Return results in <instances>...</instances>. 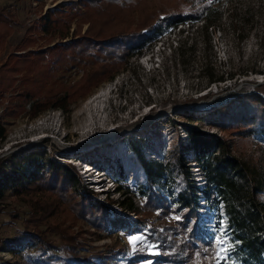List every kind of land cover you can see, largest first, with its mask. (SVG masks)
I'll list each match as a JSON object with an SVG mask.
<instances>
[{"label":"trees","instance_id":"1","mask_svg":"<svg viewBox=\"0 0 264 264\" xmlns=\"http://www.w3.org/2000/svg\"><path fill=\"white\" fill-rule=\"evenodd\" d=\"M184 3V0H78L48 8L26 28L17 42L8 45L10 51L0 58V103L3 101L1 90H15L0 114V140L6 134L5 118L24 111L34 116L47 105L68 109L70 102L108 76L110 64L140 52L168 26L188 19H201L204 7L208 6L200 11H185ZM13 9L12 3L0 5V49L13 31L12 23L16 22ZM136 12L137 23H134ZM74 19L78 29L68 36ZM83 21L88 22V27L78 33ZM55 30L61 37L56 42L43 48L32 47L40 33ZM88 64L92 67L83 73L77 84L63 79L74 66ZM206 109L205 113L185 111L182 114L184 120L180 124L187 133L188 144L178 141L171 160L149 156L144 147L146 137L130 136L128 157L138 167L142 181L132 189L122 191L120 207L136 212L132 199L135 193L143 197V211H158L163 216L172 213L180 219L153 224L144 216L147 226L143 227L124 215L125 229L141 230L145 237L143 241L151 242L158 254H150L145 246L137 247L131 253L123 248L114 251L106 246L93 253L99 264H113L117 254L123 251L121 264H133L144 257L152 264H214L216 247L212 246L211 232L201 224L198 192L205 196L208 205L223 202L234 241L233 250L239 261L264 264V201L258 197L264 190V169L256 170L232 153L223 134L202 127L204 122L223 130L252 135L264 144V87L257 85L251 90L235 92L225 102ZM188 147L203 170V186L189 174L190 164L184 154ZM123 166L119 162L120 173ZM171 182L177 186L174 193L169 188ZM162 187L166 188L165 192ZM91 193H94L93 189L81 183L75 164L50 158L45 145L0 156V200L10 194L29 201L26 222L8 240L15 250L14 243L20 245L22 239L27 238L31 242L29 248L33 247L39 262L67 264L65 258H53L47 253L55 248L65 253H78L76 236L65 229L69 223L67 210L72 213V218L83 214L97 228L110 227L108 217L116 210ZM54 196L60 199L57 205L48 204L44 208L49 221L37 222V215L42 214L38 208L44 197ZM54 208L60 214L64 212L56 221L52 220ZM41 224L45 228H41ZM53 233L60 235L61 248L49 239L48 235ZM1 242L2 239L0 247Z\"/></svg>","mask_w":264,"mask_h":264},{"label":"rangeland","instance_id":"2","mask_svg":"<svg viewBox=\"0 0 264 264\" xmlns=\"http://www.w3.org/2000/svg\"><path fill=\"white\" fill-rule=\"evenodd\" d=\"M67 1L78 0H0V5L12 3L16 16V22L12 23L13 31L5 38V46L0 49V58L6 56L10 51L8 45L17 42L40 14L52 6L61 7ZM184 2L185 11H200L205 5L209 7H204L201 19H188L168 26L140 52L110 64L108 76L70 102L68 109L47 105L34 116L24 111L5 118L6 134L0 140V156L45 145L50 158L74 163L81 183L93 189L91 195L116 210L108 217L109 228H97L83 214L72 218V213L67 210L69 223L65 229L76 236L78 253H65L55 248L47 251L53 258H65L67 264H99L93 253L106 246L114 251L119 247L131 253L133 248L127 237L144 234L139 229H125L123 218L126 214L131 221L135 220L143 227L147 226L144 216L153 224L173 222L176 216L172 213L163 216L158 211H143V197L135 193L132 199L138 213L120 207L119 200L124 196L122 191L132 189L142 181L138 167L128 157L130 136L146 137L144 147L149 156L171 160L178 141L188 144L187 133L180 124L185 111L205 113L207 107L225 102L235 92L251 90L257 85L264 87V0ZM137 15L136 12L134 23H137ZM75 22L76 19L68 36L78 29ZM87 27L88 22L83 21L77 32L82 33ZM59 38L57 30L40 33L32 47L43 48ZM91 67L89 64L74 66L63 79L67 83L77 84ZM259 78H263L262 81H258ZM1 92L3 101L0 107L15 90L9 88ZM202 127L223 134L232 153L256 170L264 169V144L261 141L252 135L223 130L204 122ZM188 148L184 154L190 164L189 174L197 184L203 186V170L194 160L191 147ZM119 162L124 165L122 173ZM172 184L169 183V188L174 193L177 186ZM161 189L165 192L166 188ZM198 195L203 228L211 232L214 238L213 230L223 220L227 240L231 244V250L227 253H218V249H215L217 257L214 264H243L233 250L234 241L223 202L208 205L205 196L200 192ZM258 197L264 201V190L258 193ZM59 200L57 196L44 197L41 208H38L42 214L37 215V222L46 219V206H56ZM27 203L28 198L24 201L10 194L0 200V239L3 240L0 264H46L37 261L38 256L33 247L29 248L31 242L27 238L24 237L20 245L14 243L17 247L15 250L8 240L26 222L29 211ZM53 212V221L64 214H60L57 208ZM40 227L45 228V225L41 224ZM48 236L56 241V247L61 248L59 234ZM141 246H145L149 252L157 250L151 242L142 241L137 247ZM122 253L117 254L113 264L124 261ZM133 264L152 263L144 257Z\"/></svg>","mask_w":264,"mask_h":264},{"label":"snow or ice","instance_id":"3","mask_svg":"<svg viewBox=\"0 0 264 264\" xmlns=\"http://www.w3.org/2000/svg\"><path fill=\"white\" fill-rule=\"evenodd\" d=\"M174 219H180V217H174ZM213 231H214V240L212 246L218 249V253L219 252L227 253L228 251H230L231 244L227 240V228L225 226L224 221L221 220ZM127 239L129 244L132 246L133 250L135 251L137 245L140 242H142L145 239V237L143 235H129ZM150 254L155 255L158 253L150 251ZM221 259H227V257H221Z\"/></svg>","mask_w":264,"mask_h":264},{"label":"built area","instance_id":"4","mask_svg":"<svg viewBox=\"0 0 264 264\" xmlns=\"http://www.w3.org/2000/svg\"><path fill=\"white\" fill-rule=\"evenodd\" d=\"M2 109H3V106H2V107H0V114L2 113Z\"/></svg>","mask_w":264,"mask_h":264},{"label":"water","instance_id":"5","mask_svg":"<svg viewBox=\"0 0 264 264\" xmlns=\"http://www.w3.org/2000/svg\"><path fill=\"white\" fill-rule=\"evenodd\" d=\"M262 79H263V78H259V80H258V81H262Z\"/></svg>","mask_w":264,"mask_h":264}]
</instances>
